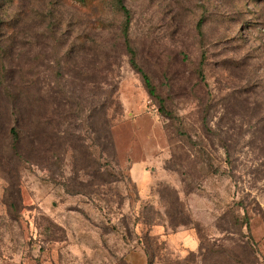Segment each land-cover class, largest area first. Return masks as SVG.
<instances>
[{
  "label": "rangeland",
  "instance_id": "374dc122",
  "mask_svg": "<svg viewBox=\"0 0 264 264\" xmlns=\"http://www.w3.org/2000/svg\"><path fill=\"white\" fill-rule=\"evenodd\" d=\"M124 3L163 104L113 0L0 1V264H264V0ZM58 90L113 97L92 171L10 159L8 92Z\"/></svg>",
  "mask_w": 264,
  "mask_h": 264
},
{
  "label": "trees",
  "instance_id": "16d2710c",
  "mask_svg": "<svg viewBox=\"0 0 264 264\" xmlns=\"http://www.w3.org/2000/svg\"><path fill=\"white\" fill-rule=\"evenodd\" d=\"M113 1L116 9L124 17L123 28L119 30L117 35L120 40L119 43L129 56V63L132 68L141 75L149 96L160 100L163 104L164 101L157 94L151 78L137 63L136 52L130 43L128 33L130 11L124 0ZM74 51L75 49H72L69 53L72 54ZM77 73L80 78L85 77V75H87L85 79L92 77L89 70L78 71ZM33 93L15 94L8 92V95H10L8 97L10 105L8 109L10 110L7 111L9 114L6 115V104H4L3 115L9 116L10 120L9 126H7L10 159L25 160L36 165L41 162L52 164V162L55 163L54 160H60L62 154L70 151L75 160L80 159L85 163L84 168H82L83 171H92L94 166L92 148L97 146L106 151V143L112 145L107 114L108 108L114 102L112 95L106 93L101 101L94 103L84 100L77 92H61L58 90L48 96L51 99L50 104L46 102L45 106H40V92ZM160 109L165 113L163 106ZM98 115H103L105 120L104 136L98 134L96 123ZM83 130H85V133L82 136L80 131ZM76 131H79V134ZM87 141H91L92 145L88 144ZM100 141H102V144ZM101 181V185L108 184L106 183L108 180L101 179ZM90 184L88 186L84 184L77 186L78 192L76 193L90 194V190H86L89 186H93V184ZM79 189L84 192L79 191Z\"/></svg>",
  "mask_w": 264,
  "mask_h": 264
}]
</instances>
